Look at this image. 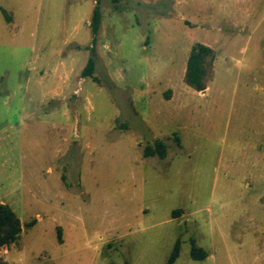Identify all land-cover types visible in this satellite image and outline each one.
Returning a JSON list of instances; mask_svg holds the SVG:
<instances>
[{"label": "rangeland", "instance_id": "obj_1", "mask_svg": "<svg viewBox=\"0 0 264 264\" xmlns=\"http://www.w3.org/2000/svg\"><path fill=\"white\" fill-rule=\"evenodd\" d=\"M95 6L0 0V205L23 223L0 262L166 264L180 241L175 264H264V0H101L96 43Z\"/></svg>", "mask_w": 264, "mask_h": 264}, {"label": "trees", "instance_id": "obj_2", "mask_svg": "<svg viewBox=\"0 0 264 264\" xmlns=\"http://www.w3.org/2000/svg\"><path fill=\"white\" fill-rule=\"evenodd\" d=\"M1 12L8 23H12V14L0 7ZM105 12L101 8V0H96V6L93 10V16L90 27L94 35V42L98 36ZM218 57L217 51L203 43H195L191 49L187 60V67L184 76V83L196 92H205L215 76V63ZM96 69V60L90 57L84 71V77L94 78ZM168 154V148L164 141L156 140L154 143L146 145L143 155L145 158L159 157L165 159ZM65 179V178H64ZM175 217L180 215L179 211L173 213ZM34 223L28 224V227ZM23 233V223L13 209L5 204L0 205V251L7 252L11 247L19 244V240ZM181 243L178 241L174 250L166 264H175L180 256ZM209 256L208 252L199 247L197 243L192 241L191 257L195 260H205ZM0 264H8L1 261Z\"/></svg>", "mask_w": 264, "mask_h": 264}, {"label": "crops", "instance_id": "obj_3", "mask_svg": "<svg viewBox=\"0 0 264 264\" xmlns=\"http://www.w3.org/2000/svg\"><path fill=\"white\" fill-rule=\"evenodd\" d=\"M208 89H209V88H208ZM208 89H207V90H208ZM207 90H206L205 92H207ZM205 92H203V93H205Z\"/></svg>", "mask_w": 264, "mask_h": 264}]
</instances>
